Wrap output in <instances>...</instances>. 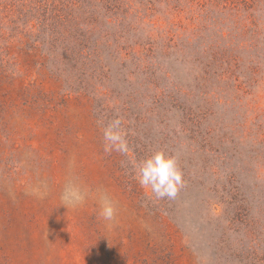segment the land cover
<instances>
[{
	"label": "rangeland",
	"instance_id": "rangeland-1",
	"mask_svg": "<svg viewBox=\"0 0 264 264\" xmlns=\"http://www.w3.org/2000/svg\"><path fill=\"white\" fill-rule=\"evenodd\" d=\"M198 1H87L66 57L46 38L12 50L0 264H264V0ZM161 151L182 173L174 198L138 180ZM69 182L81 204L61 199Z\"/></svg>",
	"mask_w": 264,
	"mask_h": 264
},
{
	"label": "trees",
	"instance_id": "trees-1",
	"mask_svg": "<svg viewBox=\"0 0 264 264\" xmlns=\"http://www.w3.org/2000/svg\"><path fill=\"white\" fill-rule=\"evenodd\" d=\"M108 2V0H0V73L16 71L17 58L12 50H38L46 38L52 54L66 57V40L74 16L69 11L79 9L85 2ZM231 5L247 4L249 0H228ZM64 2V3H63ZM206 6V1H198ZM43 29V30H42ZM73 46V45H72Z\"/></svg>",
	"mask_w": 264,
	"mask_h": 264
},
{
	"label": "clouds",
	"instance_id": "clouds-1",
	"mask_svg": "<svg viewBox=\"0 0 264 264\" xmlns=\"http://www.w3.org/2000/svg\"><path fill=\"white\" fill-rule=\"evenodd\" d=\"M119 123L120 121L117 120L104 129L106 150L111 147H116L119 150L123 144V136L118 131ZM138 180L141 186L151 193H155L157 198L165 196L174 198L183 186L182 173L178 168L176 158L168 156L162 151L155 153L143 162L138 172ZM61 199L65 205L75 206L84 201L85 193L77 184L69 182L64 188ZM115 212L113 201L104 197L100 215L106 220H112Z\"/></svg>",
	"mask_w": 264,
	"mask_h": 264
}]
</instances>
